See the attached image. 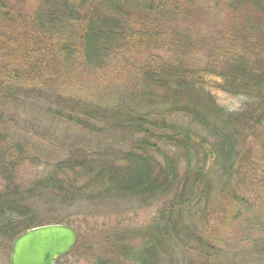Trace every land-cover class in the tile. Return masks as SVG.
<instances>
[{"label":"trees","instance_id":"obj_1","mask_svg":"<svg viewBox=\"0 0 264 264\" xmlns=\"http://www.w3.org/2000/svg\"><path fill=\"white\" fill-rule=\"evenodd\" d=\"M188 4L189 0H38L37 9L28 13L10 0H0V48L7 58L0 70L4 102L29 98L38 85L64 80L76 70L96 71L119 56L122 64L131 63L126 56L130 53L146 57L134 71L122 69L132 74L134 84L113 106L63 95L57 103L59 115L72 121L74 113L84 117L75 121L83 127L100 119L109 132L115 129L132 139L131 149L110 156L121 165L67 157L23 191L14 185L15 171L31 151L19 139L7 140L8 135L0 133V236L14 239L42 225L27 202L47 193L61 204L79 198L149 202L162 197L167 201L144 231L143 246L124 249L122 255L136 264H174L164 259L168 250L182 240L191 244L189 240L203 230L196 226V215H209L212 205L225 202L249 210L235 187L241 190L259 182L249 170L255 163L245 142L257 127H264V0H231L227 19L233 20L226 28L220 23L212 41L211 32L201 36L198 24L204 23L199 18L179 19ZM204 45L209 49L202 64L196 52ZM212 89L247 100L240 109L229 110ZM175 115L186 117L188 123ZM73 171L79 177L68 174ZM263 219L258 216L248 225L264 226ZM155 237L156 244L150 240ZM204 245L198 248L205 251Z\"/></svg>","mask_w":264,"mask_h":264},{"label":"rangeland","instance_id":"obj_2","mask_svg":"<svg viewBox=\"0 0 264 264\" xmlns=\"http://www.w3.org/2000/svg\"><path fill=\"white\" fill-rule=\"evenodd\" d=\"M37 1L10 0L17 10L28 13L37 9ZM230 1L189 0V4L180 10L179 19L187 21L188 18H199L204 23L198 24L201 36L205 37L211 32L212 41L214 31L222 27L220 23L226 28L233 20L227 19ZM208 49L204 45L196 52L202 64L205 63ZM155 53L168 57L160 50ZM126 56L131 63L122 64V56H119L96 71L76 70L64 80L57 78L38 85L37 90L40 91L30 92L29 98H17L14 103L4 102L0 95V119H3L0 121V133L8 135L7 140L19 139L27 151H31L16 167L15 186H20L23 191L29 189L34 181L47 177L57 161L67 157L76 159L78 156L88 161L101 160L121 165L119 159L110 156L114 152L131 149L132 139L124 138L115 129L109 132L100 119L92 122L94 126L90 123L83 127L75 121L77 118L83 121L84 117L74 113L72 117L75 120L72 121L59 115L57 103L63 101V97L72 96L88 99L98 106H113L134 84L132 74L122 69L134 71L136 65L140 66L146 58L135 53ZM4 59L7 58H4L0 48L1 71L4 70ZM35 61L32 58V62ZM41 65L45 69L46 62L43 60ZM10 72L11 69L7 73ZM1 86L2 83L0 89ZM212 92L222 106L233 111L240 109L247 100V97L230 95L219 89H212ZM174 118L188 123V119L181 115ZM254 131L255 135L246 140L245 147L255 163L254 169L249 170L259 182L247 183L241 190L239 186L235 187L241 192L249 210H243L240 203L225 202L219 207L212 205L209 215L195 217L199 220L196 222L197 228L203 229V232L196 233L194 241L189 240L191 244L179 241L178 247L169 249L164 259H173L174 264H264V226L248 225L255 222L258 216H264V127H257ZM75 172L68 174L79 177ZM2 188L4 181L0 177V190ZM166 201L162 197L149 202L128 197L107 200L79 198L61 204L53 194L47 193L43 197L30 198L27 203L32 206L42 225L65 224L77 231L75 248L59 260L60 264H136L128 255H122V251L138 250L143 246L144 231L156 221L159 208L164 207ZM241 231L244 234H240ZM150 240L157 243L156 237ZM12 243L13 239L0 236V264H10ZM201 243L207 244L203 246L205 251L198 248ZM161 262L156 264H163Z\"/></svg>","mask_w":264,"mask_h":264},{"label":"water","instance_id":"obj_3","mask_svg":"<svg viewBox=\"0 0 264 264\" xmlns=\"http://www.w3.org/2000/svg\"><path fill=\"white\" fill-rule=\"evenodd\" d=\"M77 231L65 224H46L30 228L12 243L10 264H58L57 259L73 251Z\"/></svg>","mask_w":264,"mask_h":264}]
</instances>
